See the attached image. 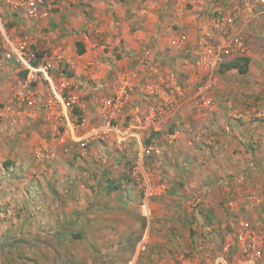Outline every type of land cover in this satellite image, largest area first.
<instances>
[{
    "label": "rangeland",
    "instance_id": "374dc122",
    "mask_svg": "<svg viewBox=\"0 0 264 264\" xmlns=\"http://www.w3.org/2000/svg\"><path fill=\"white\" fill-rule=\"evenodd\" d=\"M64 1L40 17L0 1L4 264H240L246 230L264 248V1L174 0L184 25L166 34L178 44L158 51L171 63L168 86L137 80L117 109L112 69L83 73L74 58L37 44L57 39L51 32L63 21L48 17ZM235 38L248 71L220 72L236 53L218 52ZM20 46L32 62L54 59L52 82L42 73L29 80L12 52ZM106 121L118 131L102 133Z\"/></svg>",
    "mask_w": 264,
    "mask_h": 264
},
{
    "label": "crops",
    "instance_id": "0c3cea01",
    "mask_svg": "<svg viewBox=\"0 0 264 264\" xmlns=\"http://www.w3.org/2000/svg\"><path fill=\"white\" fill-rule=\"evenodd\" d=\"M12 13L17 21L23 20L21 14ZM48 18L52 23L63 21V28L55 27L51 32L57 36L53 43L39 39L37 44L46 47L49 44L55 52L68 57L66 61L73 62L70 57L74 58L83 73L84 68L98 63L112 69L116 76L114 82L121 84L113 87L116 96L137 80L147 83L151 90L168 86L171 63L168 56H159L158 51L169 52H165V47L178 44L179 37L170 35L168 38L166 34L173 32V25H184L182 12L176 11L174 0H66L58 3ZM31 19L34 23L37 18ZM76 41L83 44L84 53L74 52ZM111 53L117 56L113 58ZM170 84L175 85L172 79ZM188 106L189 103L184 105L183 110H188ZM0 174H4L3 169Z\"/></svg>",
    "mask_w": 264,
    "mask_h": 264
},
{
    "label": "built area",
    "instance_id": "2783aa9c",
    "mask_svg": "<svg viewBox=\"0 0 264 264\" xmlns=\"http://www.w3.org/2000/svg\"><path fill=\"white\" fill-rule=\"evenodd\" d=\"M4 4H6L10 9L12 10H20L24 14L30 16V17H40L45 16L49 10L52 9L54 6V3L56 0H0ZM234 43L231 40V44H228L226 46H223L222 49L218 52V55L225 54V55H232L235 51V55H242L244 52V47L241 41H238V39H233ZM234 45V46H233ZM23 46H20L19 48L13 47L12 52L15 55V59L22 63V65L25 67L28 73L29 80H35L38 76V73H42L44 79H46L49 82H52L51 76H49V73L55 68L54 59L48 58L44 61V63L38 64L34 66L32 64L31 57L28 56L26 53H24L21 48ZM217 59H221L218 57ZM178 95L181 93L179 88H176ZM202 86L197 87L196 97L197 100L202 102L204 99L202 95ZM54 93L58 99V101L61 103V105L64 107V109H68V105L65 103L63 97L60 93H58L54 89ZM123 98L122 95L116 96L113 102V106L110 109H117L120 106L123 105ZM170 105L172 108L177 107V101L176 100H170ZM110 105V104H109ZM102 129V133H107L110 130H114V132L118 131L117 128H114L111 126L109 121H106L105 124L99 128ZM118 133V132H117ZM98 134V130L93 131L89 136L93 137L94 135ZM102 134H99V137H103ZM238 238L241 241L242 244V253L243 257L240 261V264H264V248H262L261 243L258 240V236L249 231L246 230L245 232L242 231L239 233ZM144 248V246H142ZM190 264V263H187ZM214 264H226L224 259L219 258L216 260Z\"/></svg>",
    "mask_w": 264,
    "mask_h": 264
},
{
    "label": "trees",
    "instance_id": "16d2710c",
    "mask_svg": "<svg viewBox=\"0 0 264 264\" xmlns=\"http://www.w3.org/2000/svg\"><path fill=\"white\" fill-rule=\"evenodd\" d=\"M75 45H76V51H77L78 54L84 53L85 49H84L83 44L80 41H76ZM249 62H250L249 56L237 55V56H234V57H232L230 59L224 60L223 62H220L218 69H219L220 72H224V71H227V70H230V69H236L239 73H246L248 71ZM38 63L39 62H36L35 60L32 62V64L34 66L38 65ZM26 72H27V70L24 69L23 73L25 74ZM72 111H73V113L77 114L78 119L80 121L81 114H80L78 108L73 107ZM153 133H156V132H152V134ZM150 142H151L150 139L147 138V139H145L144 143H145V145H148V144H150ZM8 164H10V162H5L4 163V166L6 167L5 168L6 170H9ZM113 188H115V186L109 187V189H113ZM192 234H194V232L192 230H190V235H192ZM23 254H25V253H23ZM20 255L16 254L15 257L18 259V258L21 257ZM13 259H15V258H13ZM4 262H5L4 258H1V256H0V264H4Z\"/></svg>",
    "mask_w": 264,
    "mask_h": 264
}]
</instances>
